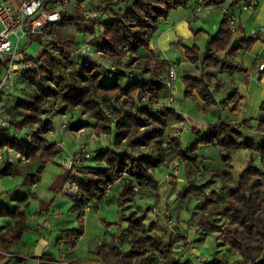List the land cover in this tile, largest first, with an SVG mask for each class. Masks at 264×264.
<instances>
[{
  "label": "trees",
  "instance_id": "trees-1",
  "mask_svg": "<svg viewBox=\"0 0 264 264\" xmlns=\"http://www.w3.org/2000/svg\"><path fill=\"white\" fill-rule=\"evenodd\" d=\"M83 1L76 0L74 13L64 14L57 27H72L84 35H92L97 28H101L99 35L91 41L95 50L100 51L115 65L130 67L133 61H139L145 68L139 75L128 79L124 71H100L95 64L79 67L74 64L71 67L69 52H66L65 58L60 59L45 53L37 69L26 73L22 79L28 86L31 85V98L17 99L10 118L18 119L17 124L22 127L31 124L39 127L37 144L26 151L30 160L38 161L33 175H37L47 162H53L59 152L58 140L49 139L46 142L54 128L43 117L48 102L58 105L61 112L68 108H78L92 120L88 124L93 126L96 134L112 133L111 145L93 151L100 165L81 168L82 176L77 181L75 203L70 208L73 212H79L78 227L62 230L58 243L65 244L72 236L79 239L83 233L80 213L82 208L99 200L106 186L117 177L122 178L118 192L119 207L131 202L140 189H147L158 199V181L153 174L154 168L159 164L167 165L174 158H180L185 183L177 193V198L188 201L203 194L202 201L196 207L206 209L213 205L218 208V214L226 219L224 241L238 256L229 260L225 254L215 255L202 263L264 264V173L253 164L255 158H264V140H243L237 126L230 121L218 119L209 122L202 132L193 129L196 139L190 143V147L183 149L178 136H166L165 132L169 120L177 118V113L169 107H153L154 102L158 101L160 91L165 89L159 75L160 66L157 61L138 54L148 47L158 28L159 19L167 17L172 9L186 7L190 0H126L125 5H121V0H104L100 6L101 16L97 18L84 16ZM201 2L207 7L224 4L226 0ZM239 2L240 0H233L229 7ZM238 32L242 35L236 38ZM255 39L256 37H247L241 29L233 28L229 23L228 13L225 12L218 29L207 39L203 48L197 44L184 46L185 59L195 68L193 75L181 78L185 88L184 95L196 94L206 105L215 104L212 89L218 91L221 83L212 80V72L228 65L233 68L230 60L237 51L249 49ZM152 66L153 69H150ZM62 68L64 71L61 73ZM235 68L240 69L238 66ZM144 72L148 73L146 81ZM107 73L111 76H106ZM86 124L72 125L71 128L80 129ZM257 129L264 130V121L258 124ZM212 144L219 146L223 165L220 169L210 170V175L233 183L232 187L225 186L223 194L211 187L210 180L197 184L194 177L198 171L195 166L198 159L197 148ZM127 145L132 148L131 153L122 152ZM242 148L248 149L250 156L246 166L234 180L230 161L232 155ZM18 168L17 165L7 163L0 175H18ZM169 184L173 188L176 186L175 181H169ZM135 185L139 186L137 192H134ZM209 189L210 192L206 194ZM15 201L16 204L10 210L0 207V216H10L13 219L12 223L0 231V249L4 251L11 250L14 244L21 242L27 231V196L18 195ZM121 218L128 223L127 230L130 234L127 237V246L123 249L120 244L122 239L113 235L110 245L102 243L95 252L100 264H181L185 259L188 262L187 257L180 260L172 254V245L178 238L185 239L183 250H189L190 245L185 236L171 232L169 242L163 244L160 238L145 233L144 215L135 216L130 211L127 214L122 213ZM158 226V222L149 224L151 229ZM3 257L0 254V259ZM72 262L71 259L69 264Z\"/></svg>",
  "mask_w": 264,
  "mask_h": 264
},
{
  "label": "crops",
  "instance_id": "crops-1",
  "mask_svg": "<svg viewBox=\"0 0 264 264\" xmlns=\"http://www.w3.org/2000/svg\"><path fill=\"white\" fill-rule=\"evenodd\" d=\"M8 1L14 4L19 2V0ZM103 1L98 0L96 4L100 7ZM196 1L198 0H190L189 5L186 7L172 9L167 17L160 18L158 28L152 35L148 47L139 51V54L152 61H157L162 72L164 71L163 67L168 69V61L174 62L176 65L177 81L175 82V90L177 98L182 104L181 107H177L182 118V121L179 122L181 132L177 136L181 142H186V139L189 142H194L196 138L191 133L192 129L196 128L202 132L209 122L218 119L223 121L232 119L244 121L248 126V130L251 129V132L244 134L241 131L243 140L261 142L264 140V136H262L264 134L257 130V126L264 121V69H259V65L264 63V0H257V7L254 12L241 10L240 2L242 0L231 7H229V4L233 0H226L224 4L220 5L205 6L198 14L197 19L191 21L189 14L193 10V5ZM82 7L85 10V14L89 13L86 10L88 6L87 3L85 4V0L82 3ZM225 12L232 14L234 18L233 27L235 29H241L247 37H256V39L249 49L237 51L229 62L230 65H233V68L228 65L223 69L212 72V80L220 81L221 84L218 91L212 89L215 104L208 106L196 94L184 95L185 88L181 78L186 75H193L195 70L194 65L185 59L184 46L205 43L218 29L219 21ZM65 29V27H56L55 34L63 32ZM253 32L256 36H253ZM241 35L242 33L238 32L235 37L238 38ZM76 36L78 40L82 34L76 33ZM172 54L178 55V57L174 58ZM235 66L240 67V69L235 68ZM188 101L192 102L197 108L194 114L183 108V105H186ZM1 104L3 102H0V112L6 115L8 112L1 108ZM234 105L236 107H233ZM75 134L74 132L61 137L58 132V138L61 141L59 143V152L55 160L47 162L37 175H33L38 166L37 160H30L29 158L26 163H18L15 154L6 153L5 162L0 163V171L7 163L19 166L18 170L20 171V174L15 176L0 175V207L12 209L16 204L15 198L18 195H26L28 200L26 208L27 231L23 234L21 242L14 244L11 250L4 251L0 249V254L4 256L0 259V264L48 263L46 260L65 252L66 248L63 245L66 243H58L60 232L64 229L78 227V219L76 220V217L71 220L65 219L67 218L66 214L73 212L70 208L75 201L63 190V187L67 184V173L64 170V163L62 164L64 160H67L68 156L73 155L77 143H79L74 137ZM206 146L220 150L216 144L203 145L201 147ZM96 149H98V146L92 151ZM87 160H90L89 165L91 166L100 165L94 154H91ZM255 163L264 165V158L257 157ZM48 164L60 166L62 173L50 187L43 186L41 188L39 177ZM85 166H88L87 162ZM76 167L81 168L82 166L77 165ZM19 176L25 177L23 183L22 181L20 182V179L18 180ZM181 179L183 180V178ZM158 183L160 189L163 180ZM50 190H52V193ZM160 198L161 195L159 196ZM98 203L102 202L95 200L92 204H87L83 207L80 212L82 217L86 211L91 210L93 205L97 207ZM73 213L79 215V212ZM12 222L13 219L10 216H0V231H3ZM45 222L48 223L47 227L44 226ZM82 228L84 227L82 226ZM186 232L187 230L179 235L186 236ZM211 239L213 237L210 235L208 242L209 245L213 246ZM51 245L56 249L55 252L53 250L52 252L49 251ZM190 249L192 254L200 251V248L196 247V250L195 246H191ZM66 259L68 264L71 263V259L73 261L72 264H100L96 258H81L72 250L67 252Z\"/></svg>",
  "mask_w": 264,
  "mask_h": 264
},
{
  "label": "rangeland",
  "instance_id": "rangeland-1",
  "mask_svg": "<svg viewBox=\"0 0 264 264\" xmlns=\"http://www.w3.org/2000/svg\"><path fill=\"white\" fill-rule=\"evenodd\" d=\"M98 0H85V4L87 3L89 12L94 10L95 8H98V4H96ZM102 4V3H101ZM101 6V5H100ZM87 11V12H88ZM221 20V19H220ZM220 22V21H219ZM65 31L58 32L56 34L58 40L69 42L72 46L73 44H77V36L75 37V34L78 33L75 31L72 27H65ZM80 34V33H78ZM205 43H199V46L201 48L204 47ZM198 45V44H197ZM28 51L30 53L40 52L41 49L39 47V44L37 42H33L29 45ZM69 52V51H68ZM139 54V52H138ZM174 58H177L178 55L172 54ZM43 61V60H42ZM70 66L73 67L74 63L71 61L69 62ZM134 67L140 66V69H144L145 67L143 64L139 63V61H133L131 64ZM118 66V65H117ZM124 65L118 66L122 67ZM126 67V66H124ZM153 69V66L152 68ZM164 71L162 72L160 70V77L162 78L166 73L167 69L166 67H163ZM147 72H144V81L147 80ZM111 76L110 73H107L106 76ZM176 81H177V74H176ZM175 81V82H176ZM124 82V80H123ZM29 86H31L29 84ZM29 86L27 82H23L22 80H19L17 83V89L15 92L7 97H4L0 100V102H3L1 104V108L6 110L8 112L6 115L10 117V112L13 111L14 105L17 101V99H29L31 98V92L29 90ZM25 88V89H24ZM160 96L158 98L157 102H154L153 107L154 108H161V107H169L173 109L177 113V118H171L169 120L168 126L166 127V136L168 135H174L177 136L181 132V127L179 126V122L182 121L181 114L177 110V107H181L182 104L180 103V100L176 97V103L167 106L165 104V97L167 95V91L164 89L160 91ZM52 102V101H50ZM49 103V102H48ZM55 106L54 115H51L50 113H44L43 117H51L52 121H50L53 125V131L50 132V134L47 136L46 142H49V139L54 138L59 141L58 138V132L61 137L64 135H68L70 133H76L74 137L79 141L77 143V149L81 145H83L87 152L93 153L92 149H94L96 146L98 148H105L113 143L112 133L111 135H108L106 133H100L96 134L94 132L93 126H89V122L92 120L85 114H83L78 108H68L64 112L59 111L58 105L54 102H52ZM183 108L187 110L188 112L195 113L197 110L196 106L192 102H187L186 105H183ZM87 123L85 126L78 128H71L72 125H79V124ZM61 124H66L69 130L60 128ZM37 125V124H34ZM246 125V132L249 134L251 132V129L248 130V126ZM38 126V125H37ZM179 126V127H178ZM91 127V128H89ZM196 129V128H195ZM258 130V129H257ZM39 131V127H38ZM241 131V130H240ZM261 133H264V130H260ZM193 133V129L192 132ZM39 137V133H38ZM36 139V144L37 140ZM61 141H59L60 143ZM191 142H189L186 139V142H182L183 149L186 147H190ZM203 146V145H201ZM199 146L196 150V153L198 155L197 162L195 163V166L198 167V171L196 174H194L195 181L197 184L205 183L207 181H211V187L214 188L218 193L223 194L225 191V186L232 187V182H226L225 178H218V177H212L210 175V170H217L220 169L223 165L220 152L216 148H212L211 146L201 147ZM75 148V149H76ZM133 150L130 146H125L122 149V152L124 153H131ZM76 155V152L74 153ZM249 150L242 148L238 151H236L232 157H231V165H232V177L235 180L241 170L246 166L248 160H249ZM70 157V156H69ZM261 158V157H260ZM256 159V158H255ZM176 160V162H180L183 166V163L180 158H174L171 162L166 164H159L154 168L153 174L154 177L157 179V181L161 182L163 180V183L160 185V189L158 186L157 189V198L153 197L147 189H138L139 193L135 194L133 200L129 202L126 205H123L119 207L117 199H118V192L120 190V185L122 178L117 177L112 183H109L103 195L99 199L102 203H98L97 207L93 205L91 207V210H88L85 212V215L82 217V235L77 239V241L74 243L72 252H74L77 256L81 258H90L94 257L98 261V256L95 254L96 250L98 249V246L102 243L110 245L112 242L113 235L118 236L121 238L122 242L121 247L124 249L127 246V237H129V232L127 230V221L122 220L121 214H127L130 211H133L135 216L144 215L143 225L145 229V233L148 235H151L155 238H160L162 243H168L169 242V234L173 232L174 235L181 234L182 232L187 230L186 232V241L189 243L190 247L195 246L197 248H200L199 252L196 254L191 253V249L189 250H183V242L184 238H178L179 240L173 241V256L177 259H185L187 257L188 262L185 260H182L181 264H203L202 261L209 260L215 255H227L229 260H233L238 258L237 254L229 249L228 245L224 241V227L226 219L218 214V208L213 207V205H209L206 209H199L196 207L197 204L202 201L203 194L199 195L198 197L191 198L188 201H185L183 199L177 198V193L183 188L185 181L178 178H183L184 172L183 167L178 169L177 175H170V171L173 169V161ZM89 165L90 160H83L77 165H81L83 167H86L85 164ZM255 162V160H254ZM253 162V164H254ZM66 163V161H65ZM76 165V166H77ZM262 173H264V165L261 164H254ZM72 167V169L67 170L66 167L64 170H66L67 177L66 181L69 183L67 186V193L72 198L73 193L76 190V186H78V180H80L81 174V168ZM175 168V167H174ZM72 170H75L79 173V177H75L72 175ZM62 173L60 166H55V164H48L45 166L44 170L40 174L39 177V185L42 188L43 186L50 187L55 180H57L58 176ZM193 177V176H192ZM24 176H19L18 180L20 179V182L25 180ZM118 179V180H117ZM117 180V181H116ZM169 181H175L176 186L173 188L170 186ZM262 181H264V177H262ZM21 183V184H22ZM159 185V183H158ZM211 189V188H210ZM210 189L207 190L205 193L208 194L210 192ZM137 190V191H138ZM134 190V192H137ZM52 193V190H50ZM161 195V200L159 199V196ZM222 196V195H221ZM222 200V199H221ZM39 204V203H38ZM167 213H173L174 216L177 218V220L173 223H170L168 220V217L166 216ZM78 214L70 212L69 214H66L65 218L66 220H71L76 217L77 220ZM159 224L158 228L151 229L149 227L150 223H157ZM71 224V222H70ZM155 225V224H154ZM189 225H193L194 228H188ZM184 230V231H183ZM210 235L213 237L211 241L213 242V246L209 245ZM121 236V237H120ZM117 237V240H118ZM55 238V236H54ZM120 240V239H119ZM64 248H66V244L63 245ZM51 249L49 251L52 252V250L55 252V248L53 245L50 247ZM197 250V249H196ZM195 251V250H194ZM196 252V251H195ZM65 253V252H63ZM89 261V260H88ZM86 262V261H85ZM90 262V261H89Z\"/></svg>",
  "mask_w": 264,
  "mask_h": 264
},
{
  "label": "built area",
  "instance_id": "built-area-1",
  "mask_svg": "<svg viewBox=\"0 0 264 264\" xmlns=\"http://www.w3.org/2000/svg\"><path fill=\"white\" fill-rule=\"evenodd\" d=\"M76 0H19L18 4H14L8 0H0V100L4 97L12 95L18 88L17 83L22 80L26 73L37 69L38 64L44 59L42 56L47 55L54 58H65L66 52L69 51L68 60L72 61L75 66L95 64L100 71L116 72L117 70L124 71L128 79L139 75L141 67H118L113 64L100 51L94 49L91 41L98 36L101 28H97L94 34L84 35L78 40L77 44L69 47L64 41L58 40L55 34L56 27L62 21L64 14L72 15L75 11ZM121 5L126 4V0H121ZM204 4L198 0L193 5V10L189 14V19L195 20L198 14L204 9ZM257 7V0H242L240 8L243 11L254 12ZM86 18L100 17V7L86 13ZM229 23L233 26L234 18L231 13H228ZM234 28V27H233ZM253 36L256 34L253 32ZM37 42L41 49L40 52L30 53L28 47L31 43ZM65 69H68L66 67ZM259 69H264V63L259 65ZM64 69H61V73ZM167 95L165 104L171 106L176 103V65L174 62L168 61L167 73L162 77ZM55 105L52 102L47 103L46 113L54 115ZM52 121L51 117H47ZM18 119L10 118L0 112V163L5 162L6 153L16 155L18 163H26L29 161V156L26 154L28 149L36 145L38 137V126L31 124L19 126ZM239 130L245 131L246 125L242 120H229ZM53 122V121H52ZM60 128L68 129L66 124H61ZM264 134V133H262ZM264 136V135H262ZM23 148V150L18 149ZM76 155L68 156L64 160V166L67 170L72 169L81 161L91 156L85 147L81 145L75 149ZM93 154V153H92ZM66 161V163H65ZM173 169L170 175H177L178 169L183 167L180 162L173 161ZM175 167V168H174ZM72 175L79 177V173L72 170ZM181 179V178H178ZM67 184L63 190L67 192ZM138 185L134 186L137 191ZM78 186H76L72 199H76ZM86 206V205H85ZM84 206V207H85ZM166 216L170 223L177 220L173 213H167ZM47 227L48 223L45 222ZM188 228H194L189 225ZM195 229V228H194ZM77 238L72 236L66 242L65 253L56 255L54 258L46 260L51 264H68L66 259L67 252L73 249Z\"/></svg>",
  "mask_w": 264,
  "mask_h": 264
}]
</instances>
